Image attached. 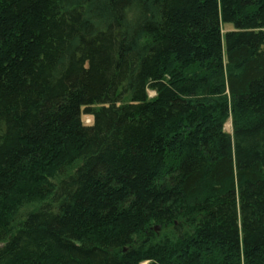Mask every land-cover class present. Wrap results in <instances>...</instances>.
Instances as JSON below:
<instances>
[{"label": "trees", "instance_id": "obj_1", "mask_svg": "<svg viewBox=\"0 0 264 264\" xmlns=\"http://www.w3.org/2000/svg\"><path fill=\"white\" fill-rule=\"evenodd\" d=\"M145 261L264 264V0H0V264Z\"/></svg>", "mask_w": 264, "mask_h": 264}, {"label": "rangeland", "instance_id": "obj_2", "mask_svg": "<svg viewBox=\"0 0 264 264\" xmlns=\"http://www.w3.org/2000/svg\"><path fill=\"white\" fill-rule=\"evenodd\" d=\"M148 94H149V96H153L154 95V93L151 92V91H149ZM81 118H82V122L84 124H89L91 122V120H92L91 116H89V115H82ZM196 118H197L198 121H206V120L212 119L211 115L208 114V113H205V114L202 113L199 116H197ZM224 129L227 132H231V125H230V120L229 119L225 122ZM141 264H148V262L145 261V262H142Z\"/></svg>", "mask_w": 264, "mask_h": 264}]
</instances>
